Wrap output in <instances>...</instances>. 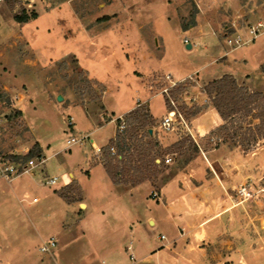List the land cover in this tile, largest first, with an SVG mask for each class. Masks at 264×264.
I'll return each mask as SVG.
<instances>
[{"label":"rangeland","instance_id":"rangeland-1","mask_svg":"<svg viewBox=\"0 0 264 264\" xmlns=\"http://www.w3.org/2000/svg\"><path fill=\"white\" fill-rule=\"evenodd\" d=\"M4 6L15 20L16 16L28 21L44 14L46 24L50 25L51 30L44 32L32 44L36 55L33 51L28 52L29 46L14 44L1 47L0 68H7L3 58L14 53L23 54L30 58L29 62L37 64L38 61L43 64L47 59L60 58L47 63L44 68V79L49 83L48 90L53 99L48 98L45 90L33 87L32 100L26 108L33 130L60 153L48 161L47 174L42 171V165L33 169L34 181L26 189L29 196L22 201L12 187L0 182L4 186L0 188V264H55L52 256L40 250L42 243L50 238L58 240L54 251L58 264H110L111 253L123 252L124 255L127 251L130 254L126 246L135 238L124 217L110 216V203L114 197L109 187L104 182L86 183L85 198L89 206L82 210L67 203L83 201L77 181L60 190L65 202L51 194V186L43 182L44 176L58 173L64 158L76 169H80L79 166L91 154L94 162L104 163L107 146L116 138L109 139L114 124L107 123L116 113L106 111L104 102L109 109L121 112L130 106L133 97L137 99L139 88L140 94H158L153 101L156 114L174 108L188 121L194 117L191 113L195 107L210 104L204 89L207 83L196 75L183 79L170 76L169 79L159 69L154 72L149 68L146 70L143 68L142 51L148 54L144 60L151 56V51L160 58L166 54L159 64L172 65L178 69V75H185L208 66L214 58L217 63H224L230 58L225 52L235 49L233 54L247 58L245 66L252 72L264 57V27L254 38L250 32L259 22L264 23V0H27L25 3L6 0ZM55 9L60 11L57 20L49 16ZM16 21L20 26L24 23ZM12 31L10 35L13 36ZM191 35L193 37L189 38ZM238 36L245 41L244 44L235 46L228 43L229 38ZM89 37H95L101 44L94 41L93 45ZM186 37L192 41V48H187ZM138 38H143V43L138 44ZM122 43L129 50L128 60L122 54ZM111 50L118 53L108 59L106 57ZM19 65V62L14 64L17 82L26 74V69ZM87 67L94 69L96 75H91ZM257 74L263 75L261 65ZM22 87L8 91L0 81V117L5 122L0 135V158L7 161H19L14 158L26 154L34 145L30 126L22 112L17 113L16 94ZM164 88H168V92H163ZM58 94L63 95V100L57 99ZM136 101V109L116 120V133L120 123H130L127 142L131 152H136V158L141 146L153 147L151 156L162 160L158 163L155 159L160 173L151 175V180L146 181L153 184L152 190H157L159 177L167 166L174 160L182 164L192 155L196 149L194 138L184 130L166 132L160 126L165 115L154 118L146 103H141L139 98ZM82 107L90 115L85 114ZM143 114L148 115L149 125L154 127L152 136L146 133L147 127L136 122ZM71 116L82 131L72 130ZM134 128H138L136 135L131 133ZM230 132L223 130L213 137L207 134L198 140L207 150L217 148L214 155L238 147L243 156H248L251 169L256 172L244 181L251 178L256 184L263 183L264 141L244 150L236 145L240 136L232 138ZM75 134L83 141L74 144L72 155L67 157L70 150L66 147V140ZM91 139L103 146L101 159L97 158ZM167 156L172 158L168 163L165 160ZM32 158L36 162L42 159ZM33 176L24 174L14 185L22 188L21 184ZM19 194L22 196L23 191ZM34 197L38 198L37 202H32Z\"/></svg>","mask_w":264,"mask_h":264},{"label":"crops","instance_id":"crops-1","mask_svg":"<svg viewBox=\"0 0 264 264\" xmlns=\"http://www.w3.org/2000/svg\"><path fill=\"white\" fill-rule=\"evenodd\" d=\"M5 3L6 0L0 4V48L20 44L26 48L29 46L28 52H34L32 44L36 38L51 30L50 25L45 22V15L40 14L36 18L28 19L20 26L9 15L7 8L4 6ZM59 14L60 11L55 9L54 12H50L49 16L53 20H57ZM11 30L14 31L13 36L10 35ZM187 31L189 32V30ZM192 37L191 35L189 38ZM89 38L93 45H95V42L97 45L101 44L97 42L95 37ZM137 43H143V38H138ZM189 43L193 47L192 41ZM121 51L128 60L127 52L129 50L123 43ZM234 51L235 49L225 52L227 57L230 55V58L228 57L224 63H217L214 58L208 66L204 65L185 75H178V69L172 65L159 64L160 59L163 58L164 60L166 54L160 58L154 51H151L149 53L151 56H148L150 59L144 60L148 54L142 51L144 55L141 56L143 57L144 69L149 68L153 72L159 69L166 75L173 76L176 79L196 75L200 81L208 83L222 77L224 74L231 73L240 85H247L252 90L263 91L264 81L262 78L264 74H257V70L264 62V57L258 61L253 71L250 72L245 66L247 58H242V54H233ZM117 53L111 50L106 58L115 57ZM138 53H140L139 49ZM34 54L36 55L35 52ZM26 55H28L27 52ZM35 58L38 61L37 57ZM3 59L7 66V68L4 66L0 68V81L4 88L13 91V89L26 85L25 88L22 87L21 91H17L16 102L18 103V109L30 126L34 138L33 143L38 142L42 148V171L47 174L49 172L48 161L58 155L60 150L53 149L49 141H43L33 130L27 119L26 108L30 103L29 100H32L33 87L38 90H45L48 98L53 99L48 90L49 83L44 79V68L48 66L47 63L52 62L54 59H47L43 64L39 61L38 64L37 62H34V64L33 61L29 62V57L23 54L15 55V53L11 56L7 55ZM15 62H19L26 69V72H24L26 74L18 82L15 78L17 77L14 69ZM86 69L90 71L91 75L95 74L94 69L90 67ZM139 92L138 88L137 99L139 98L141 103L148 105L154 118L166 115L167 111L161 112L159 115L154 111L153 101L158 94L148 95L146 92H141V94ZM136 100L133 97L130 106L121 112L109 109L104 102L106 111L116 113L107 122L114 124L109 139L116 135V120L138 107ZM82 108L86 112L85 114L90 115L85 107ZM71 117L72 130L82 131L78 124L73 121V116ZM222 123L223 119L213 106L207 107L189 121L194 140L197 143L196 149L188 160L182 164H177V160H174L162 172L156 186L157 198L150 196L154 188L150 181H144L136 186L114 184L103 164L93 161L92 154L88 156L87 161L79 166L80 169L74 168L64 158L58 173L52 175L56 177V182L50 185V192L53 196L57 195L67 202L61 196L60 190L71 182L77 181L82 190L83 201L67 203L86 210L89 206L85 198L86 183L94 185L104 182L109 187L114 197L110 203V216L115 214L124 217L131 225L130 231L133 238H135L126 246L130 250V254L127 251L124 255L123 252L111 253L110 264H264V201H241L235 192L237 186L248 176L256 175V172L251 169L248 156H243L236 146L233 149H227L223 153L214 155L213 153L217 151V148L207 150L202 147L198 140ZM72 136H76V134L69 136L66 140V147L70 150L66 154L67 157L72 155V146L76 144L68 143ZM91 142L97 145L95 139H91ZM262 148L264 149V146ZM249 169L252 171H249ZM247 171L248 175H246ZM25 174L33 176L32 173ZM23 175H19L12 180L0 178V182L2 181L4 185L13 188L20 201L29 196L26 189L34 181L33 176L21 184L22 188H17L14 182L22 178ZM3 187L0 185L1 189ZM21 191H23L22 196L19 194ZM35 198L37 197H34L32 202L38 201V198L34 200ZM83 204H85L84 208H82ZM54 239L58 245V240ZM54 262L58 264L56 259Z\"/></svg>","mask_w":264,"mask_h":264},{"label":"trees","instance_id":"trees-1","mask_svg":"<svg viewBox=\"0 0 264 264\" xmlns=\"http://www.w3.org/2000/svg\"><path fill=\"white\" fill-rule=\"evenodd\" d=\"M16 20L25 21L20 16H16ZM261 72L264 74V63L261 65ZM204 89L210 99V104L195 107L191 115L196 116L209 106H213L218 111L223 123L208 133L211 137L223 130H229V132L233 130L230 132L231 137L237 139L240 136L236 145L244 150L264 141V91L252 90L247 85H240L231 73L209 81ZM17 113L20 114L21 111L18 110ZM136 122L147 127L146 133L149 136L154 134L149 131L154 127L149 125L151 122L147 114L136 119ZM124 123L125 130H118L116 138H113L110 143L116 146L117 152L113 154L107 147L103 166L114 184L128 183L136 186L146 180H151L150 176H157L160 170L155 164L156 157L151 156L153 147L138 148L137 158L135 157L136 152H131V146L127 142L130 123L127 121ZM137 132L138 128L131 131L132 135H136ZM193 143L197 146L194 140ZM32 157H42V148L38 142L26 154L16 156L14 160L26 162ZM61 196L64 197L62 193Z\"/></svg>","mask_w":264,"mask_h":264},{"label":"built area","instance_id":"built-area-1","mask_svg":"<svg viewBox=\"0 0 264 264\" xmlns=\"http://www.w3.org/2000/svg\"><path fill=\"white\" fill-rule=\"evenodd\" d=\"M5 0H0V4L4 2ZM22 2H26L27 0H20ZM261 27H264L263 22H259L256 26H253L250 32L253 34L252 38L258 36ZM251 38V39H252ZM185 43H189V39L186 37L184 40ZM228 43L230 45L240 46L245 43V41L242 40L240 36L235 38H229ZM167 77L170 79V75H167ZM175 83V82H174ZM168 88H164L163 92H168ZM4 120L2 117H0V135L2 134L3 128H4ZM160 126L166 131V132H173L176 130H184L187 133L191 134L194 138V134L191 131V126L189 124V121L187 118L177 109H170L166 115L163 117ZM125 123H121L119 125V130L123 131L125 130ZM83 138L82 137H76L72 136L68 143H82ZM93 147H95V154L98 159H101V156L103 154V146L96 145L94 142H92ZM111 153L115 154L117 152L116 146L114 144H108L107 146ZM39 159V158H38ZM36 159L32 158L24 163L20 161H7L6 159L0 158V178H4L6 180H12L15 177L25 174V173H34V168L40 166L42 164V159L38 162L35 161ZM166 162H170L172 160L171 157H166ZM158 163H160L162 160L160 158L156 159ZM45 184L52 185L56 182L55 176H44ZM236 196L241 200H259L264 201V182L256 184L254 180L251 178L249 180L241 182L237 188L235 189ZM152 198H157L158 193L157 190H152L151 192ZM34 200H37L35 198ZM165 237L164 235L162 236ZM57 247V241L54 238H50L49 240H46L42 243L40 246L41 252H44L50 256H52L53 260H55L54 257V251ZM130 248V247H129Z\"/></svg>","mask_w":264,"mask_h":264},{"label":"water","instance_id":"water-1","mask_svg":"<svg viewBox=\"0 0 264 264\" xmlns=\"http://www.w3.org/2000/svg\"><path fill=\"white\" fill-rule=\"evenodd\" d=\"M191 47H192V44H191V43H188V44H187V48H191ZM63 98H64V97H63V95H61V94H59V95L57 96V99H58V100H63ZM149 131L152 133L153 129H150Z\"/></svg>","mask_w":264,"mask_h":264}]
</instances>
